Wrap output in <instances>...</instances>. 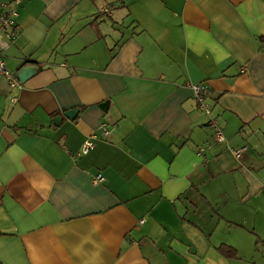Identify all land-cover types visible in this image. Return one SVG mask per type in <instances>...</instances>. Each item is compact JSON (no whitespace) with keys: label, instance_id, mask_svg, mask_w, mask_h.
Masks as SVG:
<instances>
[{"label":"crops","instance_id":"obj_1","mask_svg":"<svg viewBox=\"0 0 264 264\" xmlns=\"http://www.w3.org/2000/svg\"><path fill=\"white\" fill-rule=\"evenodd\" d=\"M18 10L7 66L38 71L0 85V264H264V0Z\"/></svg>","mask_w":264,"mask_h":264},{"label":"built area","instance_id":"obj_2","mask_svg":"<svg viewBox=\"0 0 264 264\" xmlns=\"http://www.w3.org/2000/svg\"><path fill=\"white\" fill-rule=\"evenodd\" d=\"M20 3L21 0H0V85L2 82L6 81L12 88H21L23 84L18 80L16 73L12 72L8 68L4 52L17 40L20 34L18 10ZM191 86L196 93L200 110L210 114L211 108L206 103V99L209 94V86L203 83H192ZM211 124L216 130L217 139L219 141H223L225 137L218 121L216 119H212ZM102 131L105 135L110 134V129L107 124L102 126ZM98 140L99 135L97 133H93L89 136L83 144L80 155L87 154L93 150ZM203 150L204 149H202V151ZM235 153L237 155L240 154L239 151ZM102 181V175H98L94 179L95 183H100Z\"/></svg>","mask_w":264,"mask_h":264},{"label":"water","instance_id":"obj_3","mask_svg":"<svg viewBox=\"0 0 264 264\" xmlns=\"http://www.w3.org/2000/svg\"><path fill=\"white\" fill-rule=\"evenodd\" d=\"M38 68L34 66H25L21 68L17 73V78L21 83H25L30 77H32L35 73H37ZM79 113V109H71L67 110L64 113V116H58L53 119V123L55 126L59 125L63 117H66L70 120H74L77 117V114Z\"/></svg>","mask_w":264,"mask_h":264},{"label":"trees","instance_id":"obj_4","mask_svg":"<svg viewBox=\"0 0 264 264\" xmlns=\"http://www.w3.org/2000/svg\"><path fill=\"white\" fill-rule=\"evenodd\" d=\"M219 251L223 255H225L229 258H236L237 257V250L235 248L229 246V245H225V244L221 245L219 247Z\"/></svg>","mask_w":264,"mask_h":264}]
</instances>
